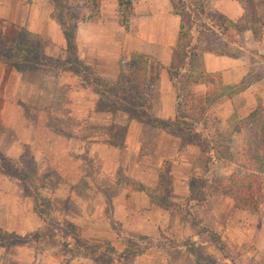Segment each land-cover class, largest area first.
I'll use <instances>...</instances> for the list:
<instances>
[{"label":"crops","instance_id":"0c3cea01","mask_svg":"<svg viewBox=\"0 0 264 264\" xmlns=\"http://www.w3.org/2000/svg\"><path fill=\"white\" fill-rule=\"evenodd\" d=\"M8 1L0 5V33L13 36L20 28L33 33L44 41L38 50L41 56L60 60L66 52L65 39L49 15L47 0H30L22 6L19 0ZM130 2L124 27L118 20L117 0H99L98 16L76 23L73 55L90 74L108 84L116 81L121 58L125 62L131 56H145L147 113L173 120L175 107H183V96L167 72L179 16L170 0ZM203 7L231 22L242 15L234 0H206ZM217 36L221 44L230 46L232 54L205 50L198 57L202 68L206 73L218 72L223 85L244 81L246 86L230 97L216 98L195 116L191 127L205 138L201 144L179 150L177 132H165L141 119L129 122L120 144L108 143L111 117L94 110L98 94L90 82L64 68L54 69L46 61L24 69L1 60L0 154L19 160L24 151L56 152L58 162L51 167L59 186L54 195L69 197V221L89 230L88 216L101 214L105 206L109 216L105 222L111 232L147 241L146 248L135 256L139 264H264V189L256 196V209L251 210L236 209L224 195L209 199L199 222L203 232H210L216 241L204 238L188 218L194 183L201 186L210 175V167L206 169L209 149H215L217 155L212 168L215 176L225 178L242 168L221 155L240 146L237 133L229 128L233 113L242 117L256 109L258 118L264 119V26L258 39L246 30L242 45L227 40L221 32ZM185 72L183 69L179 76ZM207 87L202 82L186 86L197 107L204 103ZM82 119L87 121L80 122ZM96 119L105 128V138L93 139L89 132ZM79 134L85 138L78 139ZM70 151L75 157L80 153L98 162H77L78 157L71 162L66 158ZM161 164L170 181L167 200L171 206L166 208L145 193L159 184ZM88 170L93 174H87ZM22 192L17 177L0 170V230L25 232L37 224L29 198ZM160 235L188 243L169 246L159 240Z\"/></svg>","mask_w":264,"mask_h":264},{"label":"rangeland","instance_id":"374dc122","mask_svg":"<svg viewBox=\"0 0 264 264\" xmlns=\"http://www.w3.org/2000/svg\"><path fill=\"white\" fill-rule=\"evenodd\" d=\"M6 1L0 0V5ZM19 1V4L22 6L30 0ZM204 1L206 0H199L194 4V0H186L187 7L189 8L187 13L190 28L189 42L193 44L196 41L198 48H206L211 47V45L217 46L220 44V41L217 39L219 38L217 31L220 32V30L216 26L219 24V20L216 18L218 13L204 8ZM47 2L50 4L49 15L56 23L57 19L66 22L64 25L69 37L73 35L70 20L76 17L82 18L79 21L86 18L95 19L91 0H47ZM20 30L21 28L17 32L14 31L15 33H12L13 36L11 33H0L1 58H8L12 55L10 44L16 45L17 43L25 42L28 46V52L21 56L20 62L18 63L20 68L31 69L34 68V64L41 61L44 63L46 61L45 63L52 65L54 69L55 67L57 69L64 68L71 73H79L82 76L89 77L90 73L81 62L75 59L73 50L69 46L65 45L66 52L64 55L60 56V60L58 59V61L53 62V59L42 57L38 51L44 43L41 37L23 29L24 33ZM38 39L40 43H37ZM67 60L68 63H66ZM180 79V76L176 77V80L179 81ZM85 81L90 82L94 86L98 94L97 100L101 98V107L104 108V111L99 112L105 113V108L111 110V112H106L111 117L108 126V143L116 142V145L120 144L123 137L122 131L127 127L129 122L139 119L138 117L140 116L145 117L147 115L148 110L143 95H138L136 88L138 81L134 78L127 79L125 77L120 78L118 82L115 81L108 85L98 84L99 82L97 80L91 81L87 79ZM180 110L183 111L184 108L181 107ZM257 112L258 114L260 113L259 110ZM235 117L238 116L234 113L230 119V129L235 126ZM79 121L86 122L87 120L82 119V121ZM208 121L212 125L215 124L214 120ZM92 122H94L93 128H89V132H92L93 135L92 138L98 139L102 136L105 138V128L104 130L101 129L99 120H92ZM191 122L185 120L181 122V125L183 128H186L191 126ZM84 138L81 134L78 135V139ZM74 153L70 151L66 155V158L71 162L77 159V157V162H98L97 159L80 153L75 157ZM215 153V149H212L211 154L216 155ZM221 155L224 159H232L238 166L242 167L241 169L238 168L239 170L236 168L237 171L234 172H243L245 161L241 151V143L238 149L236 148L228 153L222 152ZM57 158L58 155L56 152L44 151H24L19 160H9L0 154V170L17 177L23 190V196L29 198L31 212L37 218L35 227L33 226V228L25 232L0 230V264H139V260L135 256L146 248L147 243L145 242L147 241L135 239L133 238L134 236H129L125 232H121L118 235L115 232H111L109 230V223L105 222V219L109 220L108 214H105L107 213L105 206L101 214L88 216L90 220L87 219L86 222L91 227L89 230L85 229V226L81 228L69 221L72 216L69 214L70 210L67 204L69 197L67 199H59L54 195V190L59 185L54 181L53 173L55 170L51 165L54 162H58ZM163 165L161 164V171L159 173V187L167 191L170 181L164 172ZM212 168L213 166L210 167V175L213 173ZM91 173L93 174L91 170H88L87 174ZM210 175L207 179L210 178ZM202 184L200 186L199 182H195L192 194L190 195L192 201L191 205L187 206V213L191 223L192 220H200L201 214H203L202 210L208 208L209 199L212 197L206 201L200 200ZM160 194L158 192L157 195L153 196L154 201L158 205L160 204L159 206L163 204V198ZM256 202L255 200V204L250 210L256 209ZM170 206L168 203L166 207ZM91 213L92 208L90 209ZM198 233H201L204 238L209 237L215 241L217 240V238L215 239V237L211 236L210 232L204 233L198 229ZM159 240L167 244L171 241L177 244H180V242L181 244L188 243V240L169 239L161 235L159 236ZM198 264L203 263L199 262Z\"/></svg>","mask_w":264,"mask_h":264},{"label":"trees","instance_id":"16d2710c","mask_svg":"<svg viewBox=\"0 0 264 264\" xmlns=\"http://www.w3.org/2000/svg\"><path fill=\"white\" fill-rule=\"evenodd\" d=\"M98 1L99 0H91L95 18L98 16ZM196 1L199 0H194L193 3L195 4ZM234 1L242 9L240 19L231 22L222 15L217 14L216 18L219 20V24L216 25L217 28L222 34H224L227 40L237 45H242L243 33L246 30H249L253 37L258 39L261 35L262 27L264 26V0ZM170 2L174 13L179 16V27L177 40L175 45L171 48V58L167 72L171 80L177 85L178 93L184 98V110L181 111L180 107L176 106L173 120L155 118L148 113L145 117L140 116L138 118L151 123L154 127L165 132H177L179 136L178 148L180 150L186 145H199L205 140V138L196 133L195 129L191 126L183 128L181 122L185 120L193 121L195 116L198 113L207 110L216 98L221 96L230 97L243 90L246 84L244 81H240L238 84L232 86L223 85L218 72L206 73L204 71L198 58L203 51H211L217 54H232V51L227 44L220 43L215 47L206 48H198L196 41L191 44L189 42V17H187L189 8L187 7L186 0H170ZM117 6L119 23L126 27L127 17L131 13V2L130 0H117ZM81 19L82 18L76 17L70 20L71 27L73 28V35L71 37H69L66 32V27L64 25L66 22L57 19V24L60 26L64 35L65 45L69 46L71 50L74 48L73 36L75 26ZM20 31L24 33L22 29ZM37 43H40L39 39L37 40ZM9 46L12 48V55L8 58L0 57V61H8L10 64L18 68L21 56L28 52V46L25 42L17 43L16 45L10 44ZM146 60L145 56H131V58H126L125 62H123L121 58L119 62V74L116 82L120 81V78L122 77L127 79L134 78L138 81L136 84L138 95H143L146 89L144 84ZM183 69H186V72L183 73L179 81L176 80V77H179V74H181ZM75 75L83 80H97L99 82L98 84L108 85L103 79L92 74H90L89 77L82 76L79 73H75ZM196 82L213 85V87H207L204 95V103L199 107L193 103L192 96L186 89V86L189 83ZM101 103V98H99L95 104L96 110L104 111V108L101 107ZM105 111L111 112L108 108H105ZM258 116L259 114L257 110L254 109L243 117H235V126L232 127V131L237 133L240 137L241 151L245 161L243 172H232L225 178H219L215 176L214 173H211L210 178L206 179L202 184V190L200 191L201 201H206L211 196L219 194L229 197L233 201L236 209L247 210L254 206L257 194L260 190L264 189V119L260 120ZM124 130L122 131V136ZM113 144L116 145L117 143L115 142ZM211 150L209 149L208 151L211 152ZM216 158L217 155H212L210 153L206 169L214 165ZM159 184L158 188L152 191L145 189V193H147L150 200L153 202H155L153 196L157 195L158 192L161 193L160 195L163 198V204H161V206L166 207L168 206L167 191L160 188ZM191 194L192 189L189 195ZM192 223L198 226L199 231H204L203 226L198 220H192ZM167 245L175 246L178 244L171 241Z\"/></svg>","mask_w":264,"mask_h":264}]
</instances>
